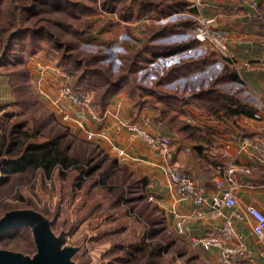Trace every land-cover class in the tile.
I'll return each instance as SVG.
<instances>
[{
  "label": "rangeland",
  "instance_id": "374dc122",
  "mask_svg": "<svg viewBox=\"0 0 264 264\" xmlns=\"http://www.w3.org/2000/svg\"><path fill=\"white\" fill-rule=\"evenodd\" d=\"M23 1L30 3L34 0ZM70 1L89 5L92 10L85 6L83 10L77 7L75 14L78 15H74L67 12L69 10L67 2L61 0L60 5H56L52 10H40L39 13V16L47 22L45 24L48 28L52 29L56 40L64 45V48L58 50L56 54L59 55L61 52L73 54L81 62V65L72 69L71 72L62 71L57 66L56 58L43 55L42 52L35 53L39 59H46L45 62L50 64L49 66L58 69L61 80H58L60 82L57 88L67 85L77 98L85 94L88 95L90 103L97 109V117L101 114V110L94 103L95 93L101 88L102 80L93 74L83 73L84 67L92 66L103 70L110 77L128 74L132 82L140 89L142 96L149 98L150 103L154 105L160 102L155 96L141 90L142 86L194 96L192 106L188 107L189 109L186 107L184 111L182 110L183 112L162 105L163 113L161 115L163 118L161 119L163 122L161 125L185 134L190 139L201 138L202 135L197 133L201 130L192 124L196 121L191 110L196 108L197 112H204L199 108L203 107L208 110L207 106L209 105L206 104V100L197 98V93L200 89L210 86L211 80L223 70L225 61L228 62L231 56L226 57L212 45L196 41L193 32L194 24L197 21V17L194 16L196 14L191 15L188 10L190 8L185 7L180 11L173 10L168 13L156 10L151 14L128 19L122 18L117 12L103 9L99 0ZM34 18L37 19V16ZM55 19L71 24L72 29L62 31L55 28L50 24L52 21L56 22ZM19 26L21 27V24L17 23L15 28ZM160 26H168L171 29L161 36L154 37V32ZM173 42L179 43V49L170 55L152 53L149 50L154 45L172 44ZM4 43L0 46V54L4 49ZM208 53H210V58L198 66H194L184 73L175 75L171 73V67L179 60L196 58ZM31 55L33 54L27 51L26 57L23 59L27 73L25 84L29 86V88L25 87L28 93L26 98H22L23 94L20 88L16 92L17 85L11 86L8 71L0 66L1 81L7 86L6 92H2L0 86V154L4 155L0 157L3 159L1 167L5 166L8 159L19 156L21 152L18 150L24 149L27 143H40L47 138L46 132L57 131L59 133L67 132L68 137H73L76 143L78 140L90 142L92 146H97L105 157L116 158L119 166L125 165L127 170L144 174L148 178L141 166L129 162L122 153L118 157L108 142L95 134L82 130L80 125L71 119L73 116L69 109L63 108L62 104L56 101V97H53L51 93L36 89L35 84H31V80L36 77V66H32ZM80 76H84L83 82L88 81L97 87L83 89L76 86L75 81L80 80ZM234 85L231 83L222 87L226 88L228 92H232L233 95H242L243 92L238 91ZM236 85L238 86V84ZM243 98L244 101H247V97ZM51 102H56L58 111L55 112L51 109ZM182 114L184 118L180 117ZM159 115L160 113L157 111V118ZM149 116L150 114L143 115L142 119H136L147 127L150 124ZM75 155L79 157L78 152ZM77 164L79 165V162ZM76 166L70 163L63 166L62 163H58L48 167V170L36 167L29 172H20L22 175L18 174L12 177L6 185L0 187V216L8 208H32L40 212L44 211L49 217L52 233L59 238L61 236L65 238L59 249L64 247L71 249L66 259L67 264H144L148 257L145 259L144 256H139L137 260L128 263L124 257L128 256L125 251L127 246L139 239L141 234L144 235L148 232L147 224L142 220L147 213L141 215L139 203L134 209L131 204L130 206L125 203L123 210H106L104 207L106 195L100 193L99 190V195L95 199L101 200L102 206L89 214V208L83 206V201L88 200L84 186L76 184L75 177L79 174V169ZM60 170L63 173H60ZM82 176L83 178L87 177L85 172ZM143 192L145 193L144 188ZM146 195L144 199L149 200L147 206L153 207L156 204L154 199L148 194ZM145 200L142 202L147 203ZM18 228L15 227V233L7 240H4L6 238L4 233L0 234V249L16 252L31 262L34 253H36L34 236L29 230L21 231ZM144 236L146 237V235ZM176 236L175 231L170 228L162 230L152 238H146L147 241L161 239L167 244L166 249L161 250L160 257L156 258L158 264H189L185 256L178 254L184 245L180 240H176Z\"/></svg>",
  "mask_w": 264,
  "mask_h": 264
},
{
  "label": "crops",
  "instance_id": "0c3cea01",
  "mask_svg": "<svg viewBox=\"0 0 264 264\" xmlns=\"http://www.w3.org/2000/svg\"><path fill=\"white\" fill-rule=\"evenodd\" d=\"M188 10L191 15L196 14L195 17H211V27L225 31L231 59L225 61L223 70H231L232 75L219 84L223 86L233 83L234 87L243 93L237 96L220 85L218 87L243 103V97H247V101L252 105L250 116L240 110L221 108L206 100L208 110L199 108L204 111L200 112L201 114L196 108L191 110L197 122L192 124L202 131L197 132L202 137L190 139L185 134L161 125L164 104L160 102L154 105L160 111L158 118L156 109L144 108L137 112L123 89L101 109L99 117L90 118L85 111L60 95L57 88L60 82L58 80H61L58 69L49 66L50 64L45 62L46 59H39L35 53L30 57L32 66H36L33 67L36 77L31 80V84H35L36 89L56 97V101L62 104L63 108L69 109L73 116L71 119L77 122L82 130L108 142L118 157L122 153L129 162L143 168L148 177L144 191L154 199L165 229L172 228L177 235L176 240L183 243L181 256H185L189 264H222L217 247L204 248L192 244L190 237L215 234L233 211L239 213V216L233 219L234 228L245 237L246 249L251 257V261L245 264H264V239H259L252 232L253 220L244 211L247 204H252L264 213V153L261 149L264 145V0H199L196 6ZM1 79L0 76L1 91L6 92L7 86ZM179 95L187 100L183 104V111L192 106L194 96ZM197 98L205 100L198 96ZM187 103L189 105H186ZM149 114L150 124L144 128L149 132L169 136L168 158L162 150L146 144L128 128V123L142 126L137 119ZM180 117L184 118L183 114ZM2 156L4 155L0 154V157ZM166 163L176 164L194 181L204 195L202 204L197 205L191 199L180 198L175 193L165 171ZM229 164L248 166L249 172L237 177L236 204L232 207L221 206L215 210L212 207V198L217 193L214 184L216 168ZM199 209L202 214L195 213ZM178 221L182 222L181 232L176 227Z\"/></svg>",
  "mask_w": 264,
  "mask_h": 264
},
{
  "label": "trees",
  "instance_id": "16d2710c",
  "mask_svg": "<svg viewBox=\"0 0 264 264\" xmlns=\"http://www.w3.org/2000/svg\"><path fill=\"white\" fill-rule=\"evenodd\" d=\"M64 1L67 2L66 5L69 7L67 12L73 13L74 15H78L75 14V8L77 7L83 10L85 6V8L92 10L91 6H87L83 3L81 4V2ZM60 2L61 0H34L30 3H25L23 0H21V2L20 0H0V46L6 41V43H4V49L0 54V66L8 71L7 74L11 86L17 85L16 92L20 88L23 94L22 98L28 96L25 87L29 88V86L25 84L27 81V73L23 65V59L26 57L27 51H30L32 54L42 52L43 55L45 54L52 58H56L58 60L57 66L62 71L71 72L72 69L74 70L75 67L81 65V62L73 54L71 55L65 52H61L59 55L56 54L58 50L64 48V45L62 42L56 40L57 38L53 34L52 29L48 28L45 24L47 22L44 21L43 17L39 16L40 10H52L56 5H60ZM99 2L103 9L117 12L122 18L128 19L139 17L143 14H151L156 10L162 13H168L173 10L180 11L186 6V0H99ZM34 16H37V19H35ZM55 20L56 22L52 21V23H50L55 28L62 31L72 29L71 24L65 23L63 20ZM17 23H20L21 27L15 28ZM169 29L171 28L168 26H160L154 32V37L165 34ZM178 49L179 43L173 42L172 44H157L152 46L149 50L152 53L170 55ZM209 58L210 53L202 54L196 58L181 59L171 67L170 71L174 75L184 73ZM83 73L93 74L102 80L101 88L95 93L94 101L100 110L105 108L120 89H123L127 93L135 111L138 112L144 108L156 109L154 104L150 103L148 100L149 98L142 96L140 89L132 82L128 74H118L115 77H110L103 70L92 66L88 68L84 67ZM231 75V70L220 71L211 80L210 86L200 89L197 96L209 102H213L221 108H230L236 111L240 110L250 116L252 114V105L250 102L245 101L243 103L239 98L229 95L222 88L217 86L219 82L229 79ZM83 77L84 76H80V80L77 82L75 81L76 86L83 89H94L97 87L88 81L83 82ZM141 90L155 96L157 101L169 108L182 111L183 104L186 102V99L177 93L165 92L157 90L154 87L146 86H142ZM157 111L160 113L159 110ZM46 133L47 138L44 141L40 143H27L24 149L20 148L18 150L21 152L20 155L8 159L5 162V166L1 167L3 159L0 158V187L6 185L12 177L18 174L22 175L20 174L22 171L29 172L36 167L48 170V167L58 163H62L63 166H67L69 163L77 165L76 167L79 169V174L75 177L77 181L76 184L78 186H84L85 195L88 196V200L83 201V206L89 208V214L102 206L101 200L98 198L95 199V197L99 195V190L100 193L106 195L104 204L106 210H123L125 203L131 204L133 209L138 203V206L141 205L139 208L141 215L142 213H147V215H142V220L147 224L148 232L144 234L146 237L141 234L139 239L127 246L125 251H127L128 256L124 258L128 263L132 260H137L139 256H144L145 259L148 257L144 264H158L156 258L160 257V253H162L161 250L166 249L167 244L161 241V239L147 241L146 238H152L165 229L161 214L159 213L157 216L159 210L157 206H155L156 204L154 203L155 205H153V207H148L149 200L144 199V197L147 196L146 193L143 192V187L147 181L146 176L127 170L125 165L119 166L116 158L105 157L97 146H92L88 141L82 142L78 140L76 143L73 137H68L69 134L67 132L59 133L56 131ZM69 149L71 150L70 152L68 151ZM77 152L79 157L75 155ZM78 162L79 165L77 164ZM84 172L86 173V178L82 176ZM60 173L63 172L60 170ZM143 200L147 201V203L142 202ZM13 209H6L0 217ZM42 212L46 215L44 211ZM15 227H19L18 229H21V231L29 230L31 234H33L31 226L16 225L0 232V234L4 233L6 235L4 240L9 239V237L15 233ZM10 229L14 230L11 231ZM178 254L182 255V252L179 251Z\"/></svg>",
  "mask_w": 264,
  "mask_h": 264
},
{
  "label": "built area",
  "instance_id": "2783aa9c",
  "mask_svg": "<svg viewBox=\"0 0 264 264\" xmlns=\"http://www.w3.org/2000/svg\"><path fill=\"white\" fill-rule=\"evenodd\" d=\"M199 0H187L186 8H192L198 4ZM213 19L211 17H197L194 24V38L198 42L212 45L220 54L228 56V50L225 40V31L211 27ZM60 95L64 96L72 105H76L85 111L91 118H97V109L90 103L88 95L77 98L74 92L63 85L58 89ZM51 109L58 111L56 102H51ZM128 128L134 131L146 144L162 150V153L168 158L170 155V138L166 134L149 132L144 126H137L134 123H128ZM264 130V124H263ZM264 153V145L261 147ZM217 174L214 178V184L217 193L212 198V207L217 210L221 206L232 207L236 204L235 188L237 187V177L249 172V167L242 164H229L227 166H218ZM165 171L172 183L175 193L180 198H189L195 204L200 205L204 201L203 193L196 187L194 181L190 179L176 164L166 163ZM245 213L253 220L252 232L259 238L264 239V213L252 204L244 207ZM196 214H202L199 209ZM239 213L233 211L231 216L226 218L225 223L218 228L215 234L207 236H192L190 242L195 245H201L204 248L215 246L218 248L219 260L222 264H245L251 261L246 249L245 237L238 233L233 225V219L237 218ZM176 227L179 232L183 230L182 222L178 221Z\"/></svg>",
  "mask_w": 264,
  "mask_h": 264
},
{
  "label": "water",
  "instance_id": "95a60500",
  "mask_svg": "<svg viewBox=\"0 0 264 264\" xmlns=\"http://www.w3.org/2000/svg\"><path fill=\"white\" fill-rule=\"evenodd\" d=\"M16 225L31 226L36 253L29 262L16 252L0 249V264H67L66 259L71 249H59L64 238L52 233L50 221L45 214L32 208H19L0 217V232Z\"/></svg>",
  "mask_w": 264,
  "mask_h": 264
}]
</instances>
